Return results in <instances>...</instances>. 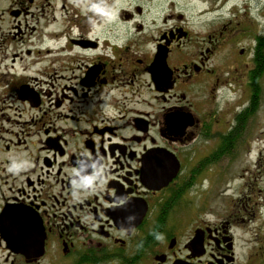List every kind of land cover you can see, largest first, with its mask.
Masks as SVG:
<instances>
[{"label": "flooded vegetation", "instance_id": "af4514ba", "mask_svg": "<svg viewBox=\"0 0 264 264\" xmlns=\"http://www.w3.org/2000/svg\"><path fill=\"white\" fill-rule=\"evenodd\" d=\"M4 19L0 264H264V203L190 200L248 151L264 0H0Z\"/></svg>", "mask_w": 264, "mask_h": 264}, {"label": "rangeland", "instance_id": "374dc122", "mask_svg": "<svg viewBox=\"0 0 264 264\" xmlns=\"http://www.w3.org/2000/svg\"><path fill=\"white\" fill-rule=\"evenodd\" d=\"M8 24V19L2 20L0 31H6ZM258 85L262 88L258 95L260 107L252 122L250 143L245 141L248 151H239L235 158L225 157L220 163L222 170L203 172L197 185L190 190L193 212L199 210L209 220L229 216L230 206L237 205L240 199H245V203L249 202L259 213L264 203V76ZM228 95L226 101L236 99V94ZM191 216L188 211V217Z\"/></svg>", "mask_w": 264, "mask_h": 264}, {"label": "trees", "instance_id": "16d2710c", "mask_svg": "<svg viewBox=\"0 0 264 264\" xmlns=\"http://www.w3.org/2000/svg\"><path fill=\"white\" fill-rule=\"evenodd\" d=\"M259 89H260V86L257 87V90H259ZM258 98H259V96L257 95V99H256L257 100V105L259 104L258 103Z\"/></svg>", "mask_w": 264, "mask_h": 264}]
</instances>
